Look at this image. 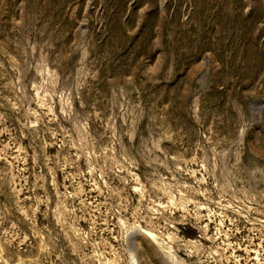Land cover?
I'll return each instance as SVG.
<instances>
[{"label":"rangeland","instance_id":"rangeland-1","mask_svg":"<svg viewBox=\"0 0 264 264\" xmlns=\"http://www.w3.org/2000/svg\"><path fill=\"white\" fill-rule=\"evenodd\" d=\"M0 264H264V0H0Z\"/></svg>","mask_w":264,"mask_h":264}]
</instances>
